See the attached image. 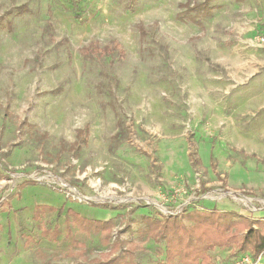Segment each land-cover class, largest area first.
Returning <instances> with one entry per match:
<instances>
[{"label":"rangeland","instance_id":"374dc122","mask_svg":"<svg viewBox=\"0 0 264 264\" xmlns=\"http://www.w3.org/2000/svg\"><path fill=\"white\" fill-rule=\"evenodd\" d=\"M202 1L0 0V264H92L116 236L155 264L142 214L264 217V0L190 19ZM114 39L123 59L80 54ZM69 208L114 219L109 240Z\"/></svg>","mask_w":264,"mask_h":264},{"label":"trees","instance_id":"16d2710c","mask_svg":"<svg viewBox=\"0 0 264 264\" xmlns=\"http://www.w3.org/2000/svg\"><path fill=\"white\" fill-rule=\"evenodd\" d=\"M211 1L204 0L193 5L187 4L185 12H190L188 16L194 21L199 20L198 16H209L214 8ZM47 26L52 27L51 24H47ZM66 41L67 39L62 40L61 44ZM80 54L85 60L90 61H103L114 57L123 59L125 57L124 50L115 39L103 46L96 41L90 42L80 48ZM119 127L120 130L112 137L118 143L124 136L122 123H119ZM87 135L88 126L78 129L76 131L77 139L72 147L76 150L80 149L86 143ZM252 156L254 157L255 154ZM195 162L200 163L201 160L197 158ZM39 207L54 209L47 205ZM68 214H72L78 220L88 221L72 208L68 209ZM88 222L95 225V232L104 233V238L109 240L107 232L113 227L114 219H95ZM140 222L144 224L152 238L165 243V259L155 264H176L177 260L180 264H212V256L209 251L216 247L231 248V257L249 253L256 259L260 255H264V217L254 218L238 211L217 208L191 210L184 208L175 215H165L160 211L158 214H142ZM131 242L132 240L116 236L114 242L110 244V255L106 258H94L92 264H138L132 257L131 248L123 247L125 243ZM75 244L80 245L78 242Z\"/></svg>","mask_w":264,"mask_h":264},{"label":"built area","instance_id":"2783aa9c","mask_svg":"<svg viewBox=\"0 0 264 264\" xmlns=\"http://www.w3.org/2000/svg\"><path fill=\"white\" fill-rule=\"evenodd\" d=\"M260 41L264 45V37H262ZM183 209L181 208L180 210L172 213H170L169 210H166V212L169 213L168 214L165 212L164 213L166 215H170V214L175 215V214H179ZM227 264H264V255H260L258 258L254 259L249 253H244L237 257H233L227 262Z\"/></svg>","mask_w":264,"mask_h":264},{"label":"crops","instance_id":"0c3cea01","mask_svg":"<svg viewBox=\"0 0 264 264\" xmlns=\"http://www.w3.org/2000/svg\"><path fill=\"white\" fill-rule=\"evenodd\" d=\"M38 264H41V263H38Z\"/></svg>","mask_w":264,"mask_h":264}]
</instances>
